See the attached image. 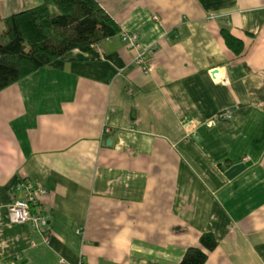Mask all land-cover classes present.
Masks as SVG:
<instances>
[{"label":"crops","instance_id":"crops-1","mask_svg":"<svg viewBox=\"0 0 264 264\" xmlns=\"http://www.w3.org/2000/svg\"><path fill=\"white\" fill-rule=\"evenodd\" d=\"M97 1L151 70L118 33L0 90V264H179L205 232L204 264H264V0ZM41 3L0 0V32ZM22 179L45 241L7 218Z\"/></svg>","mask_w":264,"mask_h":264},{"label":"trees","instance_id":"trees-1","mask_svg":"<svg viewBox=\"0 0 264 264\" xmlns=\"http://www.w3.org/2000/svg\"><path fill=\"white\" fill-rule=\"evenodd\" d=\"M120 32L97 0H42L39 6L13 13L0 32V90L74 49L89 51ZM221 33L227 46L240 54L243 42L226 30ZM199 244L188 247L179 264H204L217 241L205 232Z\"/></svg>","mask_w":264,"mask_h":264},{"label":"built area","instance_id":"built-area-1","mask_svg":"<svg viewBox=\"0 0 264 264\" xmlns=\"http://www.w3.org/2000/svg\"><path fill=\"white\" fill-rule=\"evenodd\" d=\"M120 37L127 47L135 51L134 63L143 74H148L151 70L152 62L151 56L154 51L152 47H144L136 32L121 31ZM131 92V89H128ZM228 112L218 114L213 119L207 122V125H213L217 120L227 118ZM189 130H192V121L186 120L183 123ZM108 127L104 128V133L109 132ZM246 159V158H244ZM17 193L21 194L16 197L9 205L6 206V215L11 223H30L32 227L43 235V241L46 240L45 229L48 225L47 216L39 204L40 197L46 195V188L39 182L30 179H22L15 185ZM2 213V206H0V215ZM34 244V243H32ZM62 264L66 262L61 259ZM13 264V262H10Z\"/></svg>","mask_w":264,"mask_h":264},{"label":"rangeland","instance_id":"rangeland-1","mask_svg":"<svg viewBox=\"0 0 264 264\" xmlns=\"http://www.w3.org/2000/svg\"><path fill=\"white\" fill-rule=\"evenodd\" d=\"M51 8H52V10H56V8H55V7H53V6H51Z\"/></svg>","mask_w":264,"mask_h":264}]
</instances>
